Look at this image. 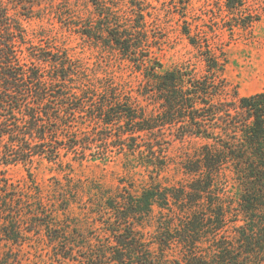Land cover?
I'll use <instances>...</instances> for the list:
<instances>
[{
	"label": "trees",
	"instance_id": "trees-1",
	"mask_svg": "<svg viewBox=\"0 0 264 264\" xmlns=\"http://www.w3.org/2000/svg\"><path fill=\"white\" fill-rule=\"evenodd\" d=\"M41 1L0 0V174L22 166L31 179L26 188L0 179L5 240L19 244L24 231L43 230L56 257L76 264H264V90L226 98L223 65L211 50L204 56L206 76L189 64L166 68L156 57L145 11L138 6L134 23L124 24L106 0H89L97 17L84 35L107 44L142 79L135 90L92 77L66 51L30 41L24 22ZM242 4L227 0L229 10ZM186 37L200 45L189 32ZM191 138L202 144L179 162L190 182L162 187L172 143ZM116 157L149 179L140 191H99L91 206L101 211L94 215L102 218L106 243L84 242L75 230H64L55 212H68L72 202L53 207L32 169L47 162L72 171L75 164ZM169 206L174 215L158 219L154 237L145 239L140 223ZM22 222L38 223L23 230ZM232 225L235 232H227ZM173 247L177 257L170 256Z\"/></svg>",
	"mask_w": 264,
	"mask_h": 264
},
{
	"label": "rangeland",
	"instance_id": "rangeland-1",
	"mask_svg": "<svg viewBox=\"0 0 264 264\" xmlns=\"http://www.w3.org/2000/svg\"><path fill=\"white\" fill-rule=\"evenodd\" d=\"M241 1L242 6L229 10L227 0H106L124 24L134 23L139 7L145 11L147 30L156 57L166 68L189 64L198 77L206 76L208 70L204 56L211 50L223 65L226 98H232L235 93L242 97L264 90V0ZM41 4L40 8L36 7L34 17L24 22L30 33V41L66 51L76 61L75 65L88 68L92 77L95 73L100 78H114L118 83L139 90L142 77L133 74L130 64L107 44L84 35L83 30L89 21H95L97 17L96 8L89 0H42ZM186 32L200 44L197 48L190 43ZM41 34L44 37H40ZM74 119L70 117L71 121ZM78 121L92 126L84 119ZM201 144L200 140L193 138L172 143L170 157L173 162L159 179L162 187H179L190 182L192 177L183 173L179 162L186 154L193 155ZM124 162L119 157L109 162L88 161L73 165L72 171H69V167L39 162L32 169V174L53 207L64 199L72 202L68 212H60V207L59 210L55 209V212H59L56 215L65 231L73 233L75 230L81 234L84 242L93 240L95 244L106 243L101 229L102 218L94 215L101 211L91 206L95 196L99 191L116 196L121 191H131L133 186L140 191L149 179L144 170L126 168ZM228 176L233 186L232 177L230 174ZM0 179L19 188L31 184L22 166L9 168L5 176L0 174ZM234 192V188L229 191L231 196ZM174 210V206L163 210L156 208L151 220L140 223L142 227L138 230L142 236L152 239L157 229L156 221L170 220ZM22 223L24 230L34 224L37 226L38 222ZM7 224L0 222V228ZM234 226L227 228V232H235ZM21 237L23 242L13 244L5 240L0 229V264H76L60 261L56 257L43 230L24 231ZM172 251L170 256L177 257L179 250L173 247Z\"/></svg>",
	"mask_w": 264,
	"mask_h": 264
}]
</instances>
